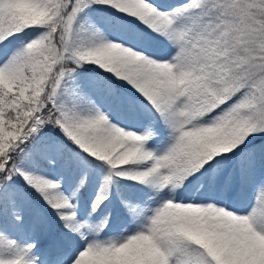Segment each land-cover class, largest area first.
Wrapping results in <instances>:
<instances>
[{
    "label": "snow or ice",
    "instance_id": "snow-or-ice-1",
    "mask_svg": "<svg viewBox=\"0 0 264 264\" xmlns=\"http://www.w3.org/2000/svg\"><path fill=\"white\" fill-rule=\"evenodd\" d=\"M0 264H264V0H0Z\"/></svg>",
    "mask_w": 264,
    "mask_h": 264
}]
</instances>
